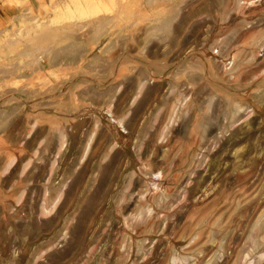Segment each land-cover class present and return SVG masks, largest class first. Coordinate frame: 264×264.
I'll list each match as a JSON object with an SVG mask.
<instances>
[{
  "label": "rangeland",
  "instance_id": "rangeland-1",
  "mask_svg": "<svg viewBox=\"0 0 264 264\" xmlns=\"http://www.w3.org/2000/svg\"><path fill=\"white\" fill-rule=\"evenodd\" d=\"M0 264H264V0H0Z\"/></svg>",
  "mask_w": 264,
  "mask_h": 264
}]
</instances>
